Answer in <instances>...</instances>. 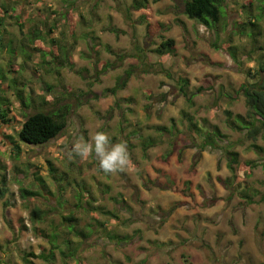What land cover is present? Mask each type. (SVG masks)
<instances>
[{
    "label": "rangeland",
    "instance_id": "obj_1",
    "mask_svg": "<svg viewBox=\"0 0 264 264\" xmlns=\"http://www.w3.org/2000/svg\"><path fill=\"white\" fill-rule=\"evenodd\" d=\"M137 1L77 0L74 22L65 28L66 41L52 43L64 30L59 25L53 32L45 30L49 34L34 45L37 49L19 23L27 29L37 18H52L66 8L63 0H18L13 2L16 10L5 18L9 41L0 52V64H11L7 78H17L16 84L14 78L0 82V98L8 97L5 107H10L8 120L0 121V179L6 176L5 184L0 182L5 189L0 194V256L9 264H26L25 251L39 253L43 246L50 247L31 224L30 208L35 205L47 211V228L70 211L86 229L96 217L107 221L106 230L82 238L76 258L63 262L59 255L52 263L31 257L35 264H264V155L243 139L236 149L242 162L253 163L236 164L233 177L221 149L200 150L193 144L188 118L182 116L190 112L200 125H218L229 137L242 139L241 132L228 126L225 111L245 114L241 85L258 79L248 70L256 67L264 47V0H226L227 14L218 29L190 19L184 0ZM250 11L255 25H246ZM81 13L93 19L92 26H83ZM29 15L35 19L28 20ZM252 31L256 43L248 36ZM167 38L174 39V49L163 55L154 52ZM225 40L226 47H221ZM97 41L102 42L100 62L94 65L97 53L92 45ZM66 42L73 44V65L60 63L58 45ZM230 45L237 50V61ZM143 51L155 64L153 69L140 65ZM106 61L114 66L103 70ZM129 68L134 74L126 86L116 94L106 93ZM182 76L190 80L188 95L179 90ZM23 100L32 101L31 106ZM66 104L73 108L68 125L51 142L32 146L19 139L27 115ZM5 107L0 99V112L5 114ZM174 124L182 133L175 134L172 143L169 132H163L161 141L143 148L145 137L160 134L153 126ZM97 132L106 134L110 144L126 145L129 163L124 170L105 173L94 152L83 159L73 152L74 143H88ZM258 143L264 144L262 137ZM52 167L57 179L51 177ZM21 188L40 194L23 198ZM79 198L85 207L75 206ZM108 231L127 239H110Z\"/></svg>",
    "mask_w": 264,
    "mask_h": 264
},
{
    "label": "trees",
    "instance_id": "obj_2",
    "mask_svg": "<svg viewBox=\"0 0 264 264\" xmlns=\"http://www.w3.org/2000/svg\"><path fill=\"white\" fill-rule=\"evenodd\" d=\"M38 1V0H37ZM65 2L66 8L64 11H59L55 13L52 18L45 17V19H35L32 17L33 21L35 19L34 27H37L33 32L30 39H45L47 31L41 32V30H49V32H53L56 29H60L59 25L64 26V30L61 32L60 38H52V43L54 45L58 44V42L65 40L67 33L65 32L66 26L71 25L72 20L74 22L73 17H71L72 12H74L77 6V0H63ZM141 1V0H140ZM137 1V3H142V1ZM226 0H184V13L196 22L206 26L209 29H218V26L221 24V21L227 14L226 11ZM251 3V1L249 2ZM138 7H144V4H138ZM15 11L16 7L11 0H0V52H4L3 50L6 49L5 43L9 41L3 36V30L7 29L6 15L11 11ZM251 14L249 15V20L246 25L252 24L255 25L256 23L253 22L255 19L253 11H250ZM128 17V15H126ZM80 18L82 20V24L85 27H90L93 25V19L89 20L86 16L81 13ZM129 18V17H128ZM127 18V19H128ZM130 19V18H129ZM78 24V23H77ZM75 23V27L77 26ZM42 25V26H41ZM81 25V24H80ZM79 26V24H78ZM241 33L245 34V26L243 27ZM117 28L114 30L116 31ZM93 32V31H91ZM89 32L88 34H91ZM93 36V34H91ZM248 36L256 43L258 41L257 34L255 31L248 33ZM219 37V35H218ZM92 39L95 41L97 37L93 36ZM23 43L25 40H21ZM66 41V40H65ZM14 42V41H13ZM227 41H223L221 43V47H226ZM56 43V44H55ZM102 45V42L97 41L96 45H92V50L97 53V61L95 65H98L100 62V54L98 55V48ZM60 55L62 56V60L68 63L69 55L67 54V42L61 43L58 45ZM217 47V46H216ZM25 49V46H23ZM262 49V55L260 56L257 65L253 69H249L248 73L252 75L253 78L259 77L257 80L251 82L248 81L241 85L243 90V94L245 97V102L247 105V114H234L230 110H226L225 113L227 115V124L232 130L241 132V140H236L229 137L226 133H224L218 125H212L210 127H205L204 124L200 125L199 121L188 112L186 114L188 117L187 129L189 131L188 135L193 141V144L200 148V150H206L207 148L212 149H221L226 156L227 159V167L232 173V176H236V164H241L240 152L236 149L238 144H244V140L252 141L251 147L257 151L258 154L264 155V144L258 143L260 137L264 140V47H260ZM174 49V39L167 38L166 40L162 41L159 46L153 49L154 52L157 54L163 55L165 53L170 52ZM230 55L233 59L238 60L237 50L235 46L230 45L228 47ZM2 55V54H0ZM147 54L144 53L141 55L140 65L141 66H148L149 68H154L155 64L149 63L147 59ZM104 63V62H103ZM14 64V63H12ZM110 66H114V63L106 61L103 70L107 69ZM13 66L9 65H1L0 64V82L5 83L7 79L12 80L16 84V77L7 78V72L13 71ZM147 67V68H148ZM148 68V69H149ZM134 68H129L126 70L125 74L121 76L116 83L115 86L112 88H107V92H111L112 94H116L119 89H122L126 86L130 78L134 74ZM179 83V90L184 94L188 95L189 93V84L190 80L187 77H180L178 78ZM194 94V93H192ZM4 107L8 105V97L0 98ZM192 101V98H190ZM24 105H28L27 101L23 100ZM10 107H5L6 113L0 112V121H6L7 119V112ZM1 110V108H0ZM72 112L71 104H66L61 106L57 110H52L51 112H47L44 110H38L34 113H31L26 116V119L22 123V127L18 131L19 139L24 142L25 144H29L32 146H40L45 145L55 139L61 132L67 127L69 118ZM186 112V111H185ZM156 130L160 133L158 136H154L149 134L145 139L142 141V146L145 150L148 147H151L161 141L163 132H169L170 136L168 137V142L172 143L175 139V134H181L182 132L178 130L177 126L174 124L172 128H169L165 125H156L153 126ZM177 128V129H176ZM136 131V130H135ZM134 131V132H135ZM11 137V136H8ZM244 139V140H243ZM134 143H131V146L134 147ZM14 153L19 157L21 153V146L20 144H16L14 146ZM253 162H242L247 166H250ZM2 167V166H0ZM3 168V167H2ZM36 168H38L36 166ZM39 169V168H38ZM1 170V169H0ZM2 175V174H1ZM56 169L51 168V177L53 179H57ZM38 180H42L41 186H45V182L41 176L37 177ZM6 176L2 175L0 182L5 184ZM235 181V179H234ZM234 184L231 182L230 187ZM4 188L0 189V194L4 193ZM247 191V190H246ZM245 194L247 195V192ZM40 192L37 190H30L27 188H21V196L23 198H27L33 195H39ZM78 199V194H77ZM79 202L76 203V207H85L83 205V199L79 198L77 200ZM89 201H86V204H89ZM91 204V203H90ZM94 208H92L93 210ZM103 212L111 214L113 217H117L116 213L105 209L102 210ZM96 221L95 223H88L85 227H80V222L78 216L75 215L74 211H70L65 215H62V219L59 224L50 223L49 228L46 227L45 222L47 220V211H45L42 207L35 205L30 208V221L34 227V230L47 239L50 247L43 246L41 248V252H24L22 255V259L26 264H35L34 260L31 257L37 259H43L46 262L54 263L58 256L63 259V262L67 260L66 258H73L77 256L79 252V245L82 243V238H86L89 235L93 234L100 229L106 230L107 228V221L101 220L100 218H94ZM44 226H43V225ZM107 235L110 239H116V241L121 242L123 239H127V236L121 235L120 233H113L111 231L107 232ZM76 237V239L73 238ZM0 244V248H1ZM1 250V249H0ZM0 264H9V262L3 256H0Z\"/></svg>",
    "mask_w": 264,
    "mask_h": 264
},
{
    "label": "clouds",
    "instance_id": "obj_3",
    "mask_svg": "<svg viewBox=\"0 0 264 264\" xmlns=\"http://www.w3.org/2000/svg\"><path fill=\"white\" fill-rule=\"evenodd\" d=\"M72 150L82 159L94 152L99 169L105 173L124 170L129 163L126 145L110 144L109 138L102 132L90 135L88 143H74Z\"/></svg>",
    "mask_w": 264,
    "mask_h": 264
},
{
    "label": "bare ground",
    "instance_id": "obj_4",
    "mask_svg": "<svg viewBox=\"0 0 264 264\" xmlns=\"http://www.w3.org/2000/svg\"><path fill=\"white\" fill-rule=\"evenodd\" d=\"M17 2L18 0H11V2L13 3V2ZM22 1H25V0H22ZM30 2L32 1V0H29ZM31 14L33 13V12H30ZM14 14V13H13ZM7 16V15H6ZM12 17H14L15 19H16V21L18 20V17H16L15 15H13ZM28 17V16H27ZM29 19L28 20H32V16H30L29 15V17H28ZM4 19H5V17H4ZM20 22V21H19ZM20 24V29L24 32V35H25V37L27 36L28 37V39H29V41H30V45H32L33 47H34V45H36L38 42H39V40H41L40 38L39 39H33V38H31L30 39V36H32V34H34L33 32H35L34 30L37 28V27H34L33 25L32 26H30L29 28H27L26 29V25L23 23V22H20L19 23ZM6 26H7V29L6 30H3V36H4V38L5 37H7V34H6V32H8V27H10V26H8V24H6ZM45 30L43 29V30H41V32H44ZM86 34V33H85ZM85 34H83V35H85ZM72 35H76V33H72ZM24 38V37H23ZM29 45V46H30ZM72 45L73 44H70V45H68L67 44V47H68V50H67V54L69 55V53H70V47H72ZM21 46L23 47V44H21ZM35 48V47H34ZM37 48H39L38 46H37ZM37 48H35V49H37ZM24 50H26V48L25 49H23V51ZM27 51V50H26ZM9 52V51H8ZM25 53V52H24ZM25 57H28V58H30L31 57V53L30 52H27L26 53V55H25ZM69 57H70V55H69ZM233 58V57H232ZM25 60V59H24ZM26 61V60H25ZM235 61H237V60H235ZM45 61L43 60V62L42 63H44ZM54 62V61H53ZM61 64H63V65H66V64H70L71 62L70 61H68V63L66 62V61H63V60H61V62H60ZM71 65H73L72 63H71ZM94 65H95V63H94ZM60 67V65H58V66H56V68L54 69V72L55 73H57V75L58 74H60V71H59V68ZM71 67H73V66H71ZM250 74V73H249ZM251 77H252V75H250ZM256 78V77H255ZM254 78V79H255ZM259 78V77H258ZM253 82V81H252ZM247 83V82H246ZM222 91H224L225 93H227L226 92V90L222 87V88H220ZM18 90H23L22 88H18ZM240 92H242L243 93V90H242V88L240 89ZM228 95V94H227ZM244 95V94H243ZM229 97H232L231 95H228ZM27 103H28V105L27 106H31V103H32V101H27ZM247 106V105H246ZM59 109V108H58ZM57 110V109H56ZM72 110H73V108H72ZM47 112H51V111H47ZM245 114H247V110H246V113ZM182 116L184 117V119L186 118V117H188V116H186V112L184 111V112H182ZM26 119V118H25ZM24 119V120H25ZM23 120V121H24ZM23 123V122H22ZM22 123H21V126H20V128L22 127ZM200 124V123H199ZM20 130V129H19ZM18 130V131H19ZM177 137V136H176ZM175 137V138H176ZM252 143V142H251ZM135 145H134V147L135 146H137V144L136 143H134ZM132 148V147H131ZM253 149H254V147H252Z\"/></svg>",
    "mask_w": 264,
    "mask_h": 264
}]
</instances>
